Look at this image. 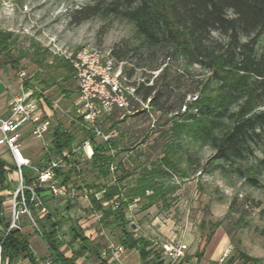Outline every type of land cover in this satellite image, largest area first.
Returning <instances> with one entry per match:
<instances>
[{
    "label": "trees",
    "instance_id": "1",
    "mask_svg": "<svg viewBox=\"0 0 264 264\" xmlns=\"http://www.w3.org/2000/svg\"><path fill=\"white\" fill-rule=\"evenodd\" d=\"M91 2L90 5L72 11V22L81 23L100 14H114L134 23L135 35L139 41L127 43L119 49L113 48L112 55L118 61H124L128 59L130 52L139 53L142 60L139 67L147 68L149 73L141 83L132 82L136 86L138 97V100H134V109L147 102L153 110L170 115L167 122L171 125L165 131L169 141L165 144L163 157L152 161L149 166L143 165L138 170L134 184L127 185L124 181L131 171L122 161L117 160L118 140L113 136L102 140L92 130L73 120L79 132L64 128L61 123L51 127L49 138L52 145L45 153L44 163L40 167L57 157H62L68 165L73 163L68 169H56V175L62 184L69 185L74 175L80 176L83 173L79 162H72L71 157H76V149L82 147L85 141H90L93 155L86 160L88 167L85 170L104 179L116 174L113 183L95 180L86 184V188L95 190L88 194L92 210L101 214L100 221L105 228L117 231L119 246L139 252L143 264H173L162 259L152 247L153 241L134 235L127 212L135 202L145 199V209L158 200L159 196L165 198V180L176 173L186 178L192 173L218 172L224 178L236 177L252 187L263 186L264 0ZM10 36V33H0V53L6 51ZM60 66L69 70L67 75L52 71L42 78L36 77L38 84L44 89L55 86L56 76L67 81L71 76L70 72L74 70L69 62ZM154 71H158L155 77ZM124 73L131 79L132 73ZM196 74L204 76L198 78L194 90L186 91V81L193 79ZM24 85L26 88L30 87V81H25ZM58 89L64 96H70V91L65 87ZM173 92L177 93L174 95L177 103L171 100ZM189 94L191 97L187 100ZM35 96L40 97L38 90L35 91ZM48 103L52 106L49 100ZM146 111L144 108L143 112ZM71 112L73 116L76 115L75 106ZM115 113L116 111L106 117H112ZM190 144L209 146L213 151L206 167L196 168L192 173L179 166L184 159L193 163L191 154L184 157ZM114 149L116 152H113ZM179 150L184 151V156H178ZM64 151L68 153L67 156L63 155ZM11 172H14V167L0 156V225L3 226L7 225L2 212L4 202L10 196L5 192L11 190ZM26 182H31L30 174L26 175ZM78 188L83 189L80 185ZM39 191L45 198L46 191ZM253 202L263 222L259 232L264 236V205ZM72 207L69 204L66 209ZM243 218L244 215H240L239 224ZM44 219L47 220L48 227L43 224V219H38V222L42 234L50 244V255L54 260L63 264H75L88 250L96 257L95 264H114L102 257L101 247L91 244L78 226H71L70 242H78L79 249L73 251L72 257H66L61 250L64 242L59 237L65 217L54 220L51 215H46ZM222 224V221L212 223L208 240ZM3 253L10 264H15L20 257L34 261L29 236L18 230L12 231L5 238ZM241 258L242 264L256 260L245 254H241ZM232 262L231 259L226 264Z\"/></svg>",
    "mask_w": 264,
    "mask_h": 264
},
{
    "label": "rangeland",
    "instance_id": "2",
    "mask_svg": "<svg viewBox=\"0 0 264 264\" xmlns=\"http://www.w3.org/2000/svg\"><path fill=\"white\" fill-rule=\"evenodd\" d=\"M91 3V0H0V33L11 34L6 51L0 53V101L20 92V74L24 72V82L29 80L30 88H37L46 98L44 114L51 117V127L61 123L64 128L79 132L71 112L78 96L74 72H70L71 76L67 81L56 76V85L47 89L38 84L36 77L42 78L52 71L67 75L69 70L66 71L60 65L69 62L72 67L70 55L76 54L83 47H93L112 55L113 48L119 49L127 43L139 41L135 35L134 23L120 15L100 14L81 23L72 22V11ZM113 58L123 71L132 73L131 82L135 84L141 83L149 73L147 68L139 67L142 62L139 53L130 52L128 59L124 61H118L115 56ZM153 73L155 77L158 71ZM203 76L196 74L193 79H188L185 90H194L198 78ZM61 86L70 91V96L59 92L58 88ZM176 94L173 92L171 98L174 103L178 102L174 96ZM190 97L191 94L187 100ZM144 108L147 109L146 112H143ZM170 117L153 110L146 102L136 110L125 113L116 111L112 117L103 118L102 130L118 140L117 160L122 161L131 171L124 184H134L138 170L143 165L149 166L152 161L163 157L165 144L169 141L165 131L170 128L171 123L167 122ZM186 145L185 143L184 146ZM187 147V154L184 156V151L179 150L178 156L188 157L191 154L193 163L184 159L179 166L188 169L190 173L196 168L206 167L213 154L212 149L195 144ZM76 150L77 156L71 157V160L79 162L83 173L80 176L74 175L69 184L74 189V196L52 197L47 193L45 197L47 215H51L54 220L65 217V223L59 231V237L64 242L61 250L66 257H72L73 251L79 249L78 242H70L71 226H78L91 244L101 247L102 257L114 264H142L137 250L124 247L123 251L117 250V231L105 228L100 221L101 214L91 208L88 194L95 190H89L86 184L95 180L113 183L116 174L104 179L86 171L90 149L82 146ZM4 153L8 152L2 148L1 154ZM72 164L64 167L68 169ZM170 170L173 171L171 168ZM10 178L13 182L11 190L5 192L8 195L15 189L14 172H11ZM165 183V198L159 196L158 200L145 209V199L135 202L130 206L127 217L131 221L134 235L153 241L152 247L166 263L226 264L232 259V264H242L241 254H245L256 259L247 264H264V236L259 232L263 222L253 204L255 201L264 205V178L263 186L256 188L236 177L224 178L218 172L204 171L192 173L186 178L176 173L166 179ZM79 185L83 189H79ZM69 204L73 207L68 210L66 208ZM9 207L10 197L5 200L2 212L7 222L11 221ZM240 215H244L241 224L238 223ZM45 217L41 219L48 227ZM218 221L223 222L222 226L208 240L212 223ZM21 224L25 235L29 236L32 250L42 257L50 255V244L40 231H35L27 216H22ZM38 227H41L39 222ZM171 243L187 245L183 258L171 261L166 257L164 245ZM111 245L115 248L109 249ZM96 261V257L87 250L75 264H95ZM5 262L10 261L5 259Z\"/></svg>",
    "mask_w": 264,
    "mask_h": 264
},
{
    "label": "built area",
    "instance_id": "3",
    "mask_svg": "<svg viewBox=\"0 0 264 264\" xmlns=\"http://www.w3.org/2000/svg\"><path fill=\"white\" fill-rule=\"evenodd\" d=\"M69 60L78 87L76 115L72 119L92 130L96 137L108 140L114 135L106 134L100 123L104 117L115 111L125 113L134 109V100H138L136 86L109 53L104 54L96 48L86 46L70 55ZM20 75V92L10 97L8 115L2 116L0 113V148L11 154L16 175L15 189L9 194L11 221L6 226L0 225V264H10L5 262L3 253V243L7 235L14 230L25 235L21 224L22 216H27L35 231L41 232L38 219L46 216L48 209L39 190L44 189L52 197L74 196V189L62 184L56 175V169L66 166L62 157L52 158L43 167L37 168L36 173L30 175L31 182H26V175L29 174L26 168L33 167V164L22 148L24 127H30V138L39 141L47 152L52 145L49 138L52 121L49 115L44 114L47 102L43 93L37 88H26L23 79L25 73ZM37 90L40 97L35 96ZM83 147L90 149L88 156L91 158L93 148L90 141H85ZM63 155L67 156L68 153L64 151ZM111 248L115 246H109ZM186 249L185 244L171 243L164 245V254L171 261H175L184 257ZM117 250L123 251V247L119 246ZM32 252L34 261L20 257L15 264H63L54 260L51 255L42 257L33 250Z\"/></svg>",
    "mask_w": 264,
    "mask_h": 264
},
{
    "label": "crops",
    "instance_id": "4",
    "mask_svg": "<svg viewBox=\"0 0 264 264\" xmlns=\"http://www.w3.org/2000/svg\"><path fill=\"white\" fill-rule=\"evenodd\" d=\"M5 88L8 89V87ZM0 97H1V93H0ZM9 99L0 101V111H1L0 113L2 116L8 115L7 106ZM29 133H30V127L26 125L23 131L22 148L24 153L31 159L33 164V167L27 168V171L30 175H34L36 173V169L41 168L40 166L44 163V155L46 153V150H44V147L40 142L37 144L35 140L31 139ZM1 149L2 148H0L1 158L5 160L8 165L13 166V159L11 154L8 151H7L8 153L1 154Z\"/></svg>",
    "mask_w": 264,
    "mask_h": 264
}]
</instances>
